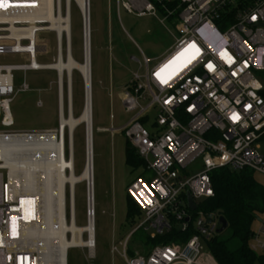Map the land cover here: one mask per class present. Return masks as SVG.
<instances>
[{
    "label": "built area",
    "instance_id": "obj_1",
    "mask_svg": "<svg viewBox=\"0 0 264 264\" xmlns=\"http://www.w3.org/2000/svg\"><path fill=\"white\" fill-rule=\"evenodd\" d=\"M116 2L119 11L158 19L169 33L179 35L162 62L150 68V60L144 57L146 72L132 74L120 97L130 116L127 124L122 129L99 130L123 132L145 170L156 176L150 183L138 179L128 187V196L142 213L132 235L142 230L154 239L171 231L172 220L182 232L192 222L196 234L187 242L159 246L147 256L136 253L135 257L128 254L131 235L119 244L121 249L113 244L111 252L126 264H217L209 247L204 253V243L218 235L220 217L199 209L215 196L211 175L230 169L264 176V0ZM3 3L11 7H0V57H27L29 63L0 62V264H61L53 250L48 254L42 241L30 236L33 228L44 224L41 181L38 190L24 186V180L16 182L1 160L2 150L15 140H32L40 147L44 164L70 155L69 137L60 121L57 129L46 132L9 131L15 126L11 107L16 96L30 92L27 84L17 90L14 73L45 71V66L36 64L48 53L40 45L47 24L40 17V0H0ZM37 107L43 108V103ZM110 120L115 121L112 112ZM195 164L200 171L192 169ZM188 195L195 211L188 207ZM70 197L69 191L67 224L74 213ZM56 217L55 228L60 223V216ZM91 218L95 216L89 210L87 225ZM258 239L251 245L254 252L264 250ZM95 243L89 249L94 252L91 258H95Z\"/></svg>",
    "mask_w": 264,
    "mask_h": 264
},
{
    "label": "rangeland",
    "instance_id": "obj_2",
    "mask_svg": "<svg viewBox=\"0 0 264 264\" xmlns=\"http://www.w3.org/2000/svg\"><path fill=\"white\" fill-rule=\"evenodd\" d=\"M64 3V1H63ZM65 8V4L62 5ZM91 13V100L93 128V168L95 198V258L89 249H71L68 264H126L120 255H113V244H119L132 235L134 228L127 222L128 187L136 180L152 182L155 175L145 169L132 172L126 164L128 148L123 132L111 133L99 130L122 129L129 121L121 103L124 88L131 82L132 74L143 75L146 72L144 57L150 60V68L162 62L174 49L179 35L169 33L158 19L138 18L118 10L116 0H90ZM65 10H63V13ZM161 19V17H160ZM84 22L75 4L72 6V55L80 64L84 63ZM40 45L46 46L48 53L38 59L40 65L54 64L58 57L57 37L55 33L43 34ZM66 42L63 48L64 60H67ZM6 65H26L27 57H0ZM17 90L24 84L30 92L20 93L12 104L15 126L9 131L14 133H36L55 130L59 122L58 74L53 71L15 72ZM112 82V83H111ZM64 115L68 117L69 99L67 77L64 79ZM72 108L75 118L82 115L85 105V85L79 72L72 76ZM43 103V108L37 104ZM111 112L115 121L110 120ZM150 131V129L148 128ZM69 137V131L66 130ZM87 126L80 125L74 135L75 173L80 176L86 168ZM69 151V150H68ZM67 153V158L69 157ZM67 172L69 173V161ZM193 170L200 171L195 164ZM258 183L264 185V176L255 175ZM69 188V187H68ZM87 184H81L75 190V220L80 228L87 226L89 212ZM69 197V189L67 190ZM264 216H258L252 230L255 238L264 244ZM131 240L129 248L141 254L142 249ZM84 240L88 235L84 234ZM204 253H208L209 244L204 243ZM263 250H258L261 253Z\"/></svg>",
    "mask_w": 264,
    "mask_h": 264
},
{
    "label": "bare ground",
    "instance_id": "obj_3",
    "mask_svg": "<svg viewBox=\"0 0 264 264\" xmlns=\"http://www.w3.org/2000/svg\"><path fill=\"white\" fill-rule=\"evenodd\" d=\"M41 20L45 22L47 32L55 33L58 45V57L54 64L42 65L44 70L53 71L58 74V98L62 100L60 110V126L63 134L69 131L70 155L68 158L61 157L59 162L42 163L41 149L32 144V140H15L9 142L2 150L1 160L3 168L10 171L11 179L16 182L24 180V186L31 189H39L43 198L45 212L44 224L42 228H33L31 237L33 240H41L43 250L49 254L53 250L60 259L61 264H66L69 251L71 249H92L95 247L96 236L95 218L90 219V223L80 228L75 220V190L78 185L87 184L88 206L90 212L95 216V198H94V168H93V128H92V100H91V9L90 0H40ZM64 1V3H63ZM25 2V0H18ZM65 4V8L62 5ZM75 4L79 9L84 22V63H78L72 55V6ZM4 8L11 7L8 3L2 4ZM63 10L65 12L63 13ZM31 20V19H30ZM36 20V19H34ZM67 47V60L63 57L64 43ZM40 64H36L39 66ZM79 72L83 78L85 89V105L82 115L75 118L72 108V76L73 72ZM69 76V77H68ZM67 77V83L70 81L69 113L68 117L64 115V79ZM60 90V94H59ZM70 94V98H69ZM59 101V100H58ZM85 124L87 126L86 146L88 144V160L86 168L80 176L75 173L74 163V135L76 129ZM12 143V144H11ZM62 153V148H60ZM62 156V155H61ZM70 159L69 173L67 172V163ZM34 172L41 173L40 175ZM38 179V180H37ZM37 181H41L40 185ZM69 187V188H68ZM70 191L71 206L73 208V221L71 224L66 222L65 203L67 190ZM60 216V223L55 228L57 222L56 215ZM96 232V229H95ZM71 234L72 238L67 235ZM84 234H88V240H84ZM96 244V243H95ZM48 258V257H46ZM53 258V257H52ZM44 264V263H43Z\"/></svg>",
    "mask_w": 264,
    "mask_h": 264
},
{
    "label": "trees",
    "instance_id": "obj_4",
    "mask_svg": "<svg viewBox=\"0 0 264 264\" xmlns=\"http://www.w3.org/2000/svg\"><path fill=\"white\" fill-rule=\"evenodd\" d=\"M126 164L132 172L145 169V163L128 145ZM215 196L203 201L199 209L207 215L223 217L228 228L209 241V250L217 264H264V250L261 253L251 249L255 238L252 230L258 216H264V185L257 182L255 174L249 170L242 172L222 169L211 175ZM127 224L134 228L140 222L142 213L139 207L128 196ZM193 217H195V214ZM172 229L154 239L142 230L136 231L135 243L142 249L141 255H149L159 246H167L173 242H187L195 234L191 222L186 232H182L178 224L172 220ZM128 254L136 256V251L129 248Z\"/></svg>",
    "mask_w": 264,
    "mask_h": 264
},
{
    "label": "water",
    "instance_id": "obj_5",
    "mask_svg": "<svg viewBox=\"0 0 264 264\" xmlns=\"http://www.w3.org/2000/svg\"><path fill=\"white\" fill-rule=\"evenodd\" d=\"M69 77V76H68ZM85 89L87 90V85L85 82ZM68 92L70 93V81L68 83ZM69 98H70V94H69ZM188 207L192 210L195 211L196 210V206L194 205V202L192 201V198L190 197V195H188ZM220 225H221V229L218 231V234L223 233L227 228H228V223L227 221L221 217L220 218Z\"/></svg>",
    "mask_w": 264,
    "mask_h": 264
},
{
    "label": "crops",
    "instance_id": "obj_6",
    "mask_svg": "<svg viewBox=\"0 0 264 264\" xmlns=\"http://www.w3.org/2000/svg\"><path fill=\"white\" fill-rule=\"evenodd\" d=\"M112 83V82H111ZM58 89H59V84H58ZM59 94H60V90H59ZM64 95V94H63ZM61 103H62V100L61 98L59 99V119H60V110H61Z\"/></svg>",
    "mask_w": 264,
    "mask_h": 264
},
{
    "label": "snow or ice",
    "instance_id": "obj_7",
    "mask_svg": "<svg viewBox=\"0 0 264 264\" xmlns=\"http://www.w3.org/2000/svg\"><path fill=\"white\" fill-rule=\"evenodd\" d=\"M3 5H0V7H2ZM253 19H255V18H253Z\"/></svg>",
    "mask_w": 264,
    "mask_h": 264
}]
</instances>
